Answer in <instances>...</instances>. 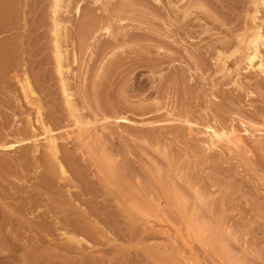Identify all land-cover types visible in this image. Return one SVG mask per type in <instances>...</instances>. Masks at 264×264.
Instances as JSON below:
<instances>
[{"label": "rangeland", "instance_id": "obj_1", "mask_svg": "<svg viewBox=\"0 0 264 264\" xmlns=\"http://www.w3.org/2000/svg\"><path fill=\"white\" fill-rule=\"evenodd\" d=\"M52 1L15 0L13 15L26 12V23L22 14L16 16L21 19H13L15 27L2 32L0 39L8 35L16 44L23 40L27 71L44 102V118L65 132L72 129L73 118L63 108L53 65H45L52 55ZM256 1L75 0L81 12L73 6L66 13L72 36L66 43L71 52L77 46L79 50L78 64L68 76L73 89L80 81L75 91L81 112L87 113L85 118L124 112L140 122L126 126L125 121H113L103 128L98 121L102 129L96 126L85 145L73 134L68 141L74 156L68 166L72 181H62L56 173L48 176L44 146L39 153L27 150L29 157L20 147L0 150V226L5 231L0 233V264H195L188 260L191 252L190 259L194 255L203 264H264V141L247 138L252 152L246 154L226 146L208 148L203 133L206 123L232 122L241 128L242 117L264 120V74L249 69L242 42L257 24L264 29V4L255 13ZM106 24L111 35L99 29ZM90 30H96L99 39ZM37 37L40 55L30 57ZM35 57H43L44 64L34 69ZM18 77L0 84V132L12 140L19 129H32L29 112L37 123L35 106L26 101ZM172 111L198 122L195 130L181 121L146 125L176 116ZM102 151L115 162L107 165ZM135 206L144 209L143 215ZM69 234L86 240L71 241ZM181 236L190 241L189 249Z\"/></svg>", "mask_w": 264, "mask_h": 264}, {"label": "bare ground", "instance_id": "obj_2", "mask_svg": "<svg viewBox=\"0 0 264 264\" xmlns=\"http://www.w3.org/2000/svg\"><path fill=\"white\" fill-rule=\"evenodd\" d=\"M14 1L15 0H0V34H2V32H6L7 30H11L12 28H14L15 26H12L13 24V19L17 18L20 16V14H22L24 16L23 13H26V12H22L18 15V13L15 15H13V10L16 9L14 8ZM160 2V0H157ZM17 2H19V0H17ZM21 2V0H20ZM19 2V3H20ZM75 0H53L52 3H51V9L49 10V17H50V20L52 22V55L48 56L47 59L45 60V65L47 66V64H50V66L53 65V69H54V75H55V80H58L59 81V92L61 91V97H63V102L65 103L64 107H66L69 115L71 116V118H73V123H70L71 125L73 124V127L72 129L69 131V130H66L65 132L59 130V129H55L54 127L56 126H52L50 122H48L46 118H44V110H45V107H44V102L43 100L41 99V95L38 93V90L36 88L35 85L37 84H34L33 81H32V78L30 75H33L30 73H28V69L30 70V68L27 69V60H26V56L27 54L25 55V53H27V51L24 49L25 46H23V40L20 39L18 44L17 41L15 43L14 39L12 38H7L6 36V39H0V84H8L10 83L11 79L12 78H16L18 77L19 74H22V76L18 77V80L21 84V88H22V91L24 93V97L26 99V101L28 103H30V105H34L35 106V110H36V113L37 115H35L36 117V123L37 125L40 126L41 128V132L37 133L36 132V124H34L32 122V119L34 117H31V114L28 113L29 116V124H30V129L32 127L31 130L27 129V128H23V129H19L18 131V134L15 135V138L12 140L10 139L9 137V134H2L0 132V150H11V149H16V148H23L24 151L23 153H21L23 156H28V151L29 153L30 152H33V153H36V152H40L41 149H43L42 147L44 146V150H42L41 152L43 153V160L45 163L44 165V169L46 168V172L48 174V176L50 178H52V176L56 174H58V177H60L61 179H63L62 181L64 180H68L70 179L71 180V176H70V173L68 170V166L70 165H73L74 163V159L73 157L74 156H71L70 155V151H69V139L72 137L79 140L80 142H83V144L86 142L85 140L87 138H89L92 134H93V130L94 128L96 129V126H97V123L99 121V124L102 122V127L104 128H107V124L109 125V123L113 122H119V121H125L127 122L128 124H126V126H131L130 123H135L136 124V121L133 120L132 118H130L127 114H124V112L122 114H115V115H105L103 114V117L99 118V114H97L99 117L98 118H93L89 117L88 118H85L84 117V114L81 112V106L79 107L78 105V101H77V96L78 94L76 93L77 91H75V88L78 87L77 84H79V82L76 84V87L73 89L72 87V84L71 83L72 81L70 80L71 79V76L69 77L68 76V73L70 74V71L74 68L73 65H77L78 64V61H79V50H78V46L73 49L72 48V52H71V47L69 45H67L66 42H68L71 38H70V34H69V31H68V20L66 21V13L67 15H69L68 13H70L72 11V8H73V4H74ZM28 3V1L26 2ZM23 4V3H21ZM256 4H257V7H256V10H255V13L256 12H259V5L260 4H264V0H257L256 1ZM200 5V4H198ZM205 6V5H204ZM21 7V6H20ZM18 7V8H20ZM74 9H75V12L77 13H80L81 12V6L79 5V3H75V6H74ZM189 9V8H188ZM18 10V9H17ZM23 10V9H22ZM21 10V11H22ZM74 11V10H73ZM187 11V10H186ZM185 11V12H186ZM32 12V11H31ZM46 15V13H44ZM185 16L187 13H184ZM35 15V14H34ZM15 16V17H14ZM22 16V17H23ZM42 16V15H41ZM44 16V15H43ZM90 16V15H89ZM89 16H87L89 18ZM93 15H91L92 17ZM28 17V16H27ZM26 17V18H27ZM46 17V16H45ZM259 17V16H258ZM16 18V19H17ZM25 16L22 18L23 21H25L26 23V20H24ZM25 18V19H26ZM69 18V17H68ZM254 18H256V15H254ZM21 19V18H20ZM20 19H17V20H20ZM40 19V18H39ZM44 20H46L45 18H42ZM41 19V21H42ZM21 20V21H22ZM22 21V22H23ZM40 21V20H38ZM41 21L39 22L40 23V26H41ZM86 22L89 23V20ZM15 23V22H14ZM17 23V22H16ZM23 23V24H25ZM38 23V22H37ZM43 23V22H42ZM92 23V22H91ZM107 23V22H106ZM260 23V22H259ZM22 24V23H20ZM28 24V23H27ZM33 24H34V21H33ZM36 24V22H35ZM45 24V23H44ZM86 24V23H85ZM90 24V23H89ZM93 24V23H92ZM110 24V23H109ZM106 24L103 26V28H99V29H104V31L108 34V35H111L113 30L111 28V24ZM15 25V24H13ZM31 25V24H30ZM255 25V24H254ZM20 26V25H19ZM23 25H21L20 27H22ZM26 25H24L25 27ZM33 26V25H32ZM31 26V27H32ZM39 26V27H40ZM85 26V25H84ZM90 26V25H89ZM92 26V25H91ZM95 26V25H94ZM101 26V25H100ZM262 25L261 24H257L253 29V32L252 34L249 33L247 34V36H250L249 39L245 38V40H243L242 42H246V48L247 50L245 51L246 54H245V59H246V63L249 67V69H253V70H256L258 73L257 74H264V53L262 52V49H261V46L263 47V44H264V33H262L261 31V27ZM18 27V26H17ZM16 27V28H17ZM36 27L39 28L36 24ZM15 28V29H16ZM23 28V27H22ZM21 28V29H22ZM84 28V27H83ZM88 28V27H87ZM86 28V29H87ZM90 28V27H89ZM29 29V28H28ZM31 29V28H30ZM96 29V28H95ZM97 29V31L99 30ZM114 29V28H113ZM13 30V29H12ZM19 29H17L18 31ZM89 30V29H88ZM8 31V32H9ZM23 31V30H21ZM28 31V30H27ZM87 31V30H86ZM26 32V30H25ZM91 35H94V34H97L96 30H94L92 32V30L89 31ZM96 32V33H94ZM11 33V32H10ZM99 33V32H98ZM104 33V35L106 34ZM114 33V32H113ZM248 33V32H247ZM6 34V33H5ZM15 34H18V33H15ZM24 34V33H23ZM26 34V33H25ZM84 34V33H83ZM103 33H101L100 35L102 36ZM89 35V34H88ZM19 36L21 37L20 35V32H19ZM24 36V35H23ZM81 36V35H80ZM100 36V37H101ZM72 37V36H71ZM95 38H98V36L96 37L94 35ZM109 37V36H108ZM111 37V36H110ZM246 37V36H245ZM2 38V37H0ZM23 38V37H21ZM34 38V37H33ZM38 40L36 41V44L31 48L29 49V54H30V57L31 55H35L37 56L40 52H37L38 49H39V44L37 45L38 42H41L40 41V38L37 37ZM23 39H26L25 37ZM30 39V38H29ZM29 39H26L25 41L28 40V42L30 41ZM76 39V38H75ZM99 39V38H98ZM16 40V39H15ZM32 40V39H31ZM24 41V42H25ZM115 41V40H114ZM124 41V40H123ZM70 42V41H69ZM91 42V41H90ZM116 42V41H115ZM114 42V43H115ZM29 43H33V42H29ZM94 43V42H93ZM110 43V41H109ZM76 44V42H75ZM107 44V43H106ZM113 44V43H112ZM111 44V45H112ZM116 44V43H115ZM123 44V43H122ZM242 44V43H241ZM120 45V44H119ZM244 45V44H243ZM69 46V47H68ZM74 46V45H73ZM94 45H92L93 47ZM104 46V45H103ZM114 46V45H113ZM117 46V45H116ZM121 46V45H120ZM81 47V46H80ZM79 47V48H80ZM106 47H110V46H107ZM105 47V48H106ZM115 47V46H114ZM113 47V48H114ZM122 47V46H121ZM41 48V47H40ZM46 48V47H44ZM28 49V47H27ZM98 49V48H97ZM101 49V48H100ZM264 49V48H263ZM40 50V49H39ZM43 50V48H42ZM96 50V49H95ZM241 50V49H240ZM94 51V50H93ZM104 50L101 51V53L103 52ZM106 51H107V48H106ZM43 52V51H42ZM46 52V50H45ZM49 52V51H48ZM95 52V51H94ZM99 52V51H98ZM114 52V51H112ZM35 53H38V54H35ZM222 53V51H221ZM243 53V52H242ZM28 54V55H29ZM49 54V53H48ZM98 54V53H97ZM105 54V51L104 53H102L101 55ZM225 54V53H224ZM223 54V55H224ZM40 55V54H39ZM43 55V54H41ZM226 55V54H225ZM104 56V55H103ZM235 56V55H234ZM29 57V58H30ZM99 57V56H98ZM105 57V56H104ZM103 57V59H104ZM43 58V57H42ZM40 59L38 57H35L32 59L33 61V67L35 69V66L36 65H41L44 64L43 62V59ZM85 60V59H84ZM219 60V59H218ZM222 60V59H221ZM87 61V60H86ZM227 60L225 59L224 60V63H227L226 62ZM223 63V65H224ZM222 65V64H221ZM227 65V64H225ZM224 65V66H225ZM32 66V65H31ZM49 66V65H48ZM230 67V66H229ZM226 69L228 67H225ZM22 69V72L19 73ZM45 69V67H44ZM50 69V68H49ZM20 70V71H19ZM39 70V69H38ZM41 70V69H40ZM52 71V70H51ZM232 71V70H231ZM226 73V72H225ZM240 73V72H239ZM37 74V73H36ZM39 75V74H38ZM74 75V74H73ZM84 75V74H83ZM51 76L53 77V75L51 74ZM76 76H77V73H76ZM75 76V77H76ZM41 77V76H40ZM45 77V76H44ZM54 78V77H53ZM238 78V77H237ZM34 79V77H33ZM37 78H36V83H37ZM54 80V79H53ZM75 80V79H74ZM239 80V79H238ZM35 82V81H34ZM58 83V82H57ZM236 83V82H235ZM83 84V83H82ZM238 84V83H237ZM241 84V83H240ZM74 85V84H73ZM81 85V84H80ZM10 86V85H9ZM58 86V85H57ZM240 86V85H239ZM242 86V85H241ZM11 87V86H10ZM80 87V86H79ZM15 88V87H14ZM77 89V88H76ZM10 89H8L9 91ZM51 92V91H50ZM82 92V91H80ZM79 93V92H78ZM2 94V93H1ZM54 94V93H53ZM77 94V96H76ZM57 95V94H56ZM59 95V94H58ZM52 97V96H51ZM83 97V96H82ZM9 100V99H8ZM53 100V98H52ZM81 100V99H80ZM4 101V100H3ZM10 101V100H9ZM59 102V101H58ZM5 103V102H4ZM59 104V103H58ZM61 104V102H60ZM63 104V103H62ZM54 105V104H53ZM52 105V106H53ZM57 105V103H56ZM1 106V105H0ZM26 106V105H25ZM28 107V106H26ZM58 107V106H56ZM31 108V106H30ZM62 108V109H63ZM21 109V108H20ZM25 109V108H23ZM27 110V109H26ZM29 110V108H28ZM65 110V109H64ZM57 111V110H56ZM26 112V111H25ZM28 112V111H27ZM122 112V111H121ZM175 112V111H174ZM172 111V113H174ZM235 112V111H233ZM96 113V112H95ZM120 113V112H119ZM176 113V112H175ZM174 113V114H175ZM238 113V112H236ZM241 113V112H240ZM261 113V112H260ZM263 113V112H262ZM87 114V113H86ZM85 114V115H86ZM6 115V114H5ZM56 115V114H55ZM171 115V112L169 114V116ZM176 116H171L169 117L168 119H162V120H152V121H149L146 123V125H163V124H166V123H174L176 121H181L184 123H186L185 125L187 126L188 125V128L189 130H192L193 129L195 130L194 128V125L198 124V122L194 121L193 119H189L188 117H185L184 118L182 117H178L180 114H175ZM244 115V114H242ZM59 116V115H58ZM67 116V115H66ZM241 116V114H240ZM164 117V116H163ZM248 117V116H247ZM261 117V116H260ZM58 118V117H57ZM235 118V117H234ZM237 118V117H236ZM235 118V119H236ZM5 119V118H4ZM7 119V118H6ZM9 119V118H8ZM61 119V117H60ZM258 119V118H257ZM260 119V118H259ZM53 120V119H52ZM63 120V119H62ZM71 120V119H70ZM102 120V121H101ZM226 120V119H224ZM239 120V119H238ZM256 120V119H255ZM7 121V120H5ZM69 121V120H68ZM101 121V122H100ZM219 121V120H218ZM227 121V120H226ZM12 122V121H11ZM52 122V121H51ZM58 122V121H57ZM62 122V121H61ZM104 122V123H103ZM137 122H140V121H137ZM144 122V121H142ZM146 122V121H145ZM180 122V123H181ZM225 122V121H224ZM240 122L241 124L243 125V127L241 126V128H239V124L237 126H235L232 122L231 124H212V123H206V125L204 126V129L202 128L203 125H201L202 129H203V133L207 135V146L208 148H222V146H226L228 149L232 150V149H237L238 151L241 150L243 152H245L246 154L247 153H251V149L248 145V143L246 142L247 138H254V139H260V141H264V120L262 122H254L248 118H240ZM1 123V122H0ZM10 123V122H9ZM107 123V124H106ZM110 123V124H111ZM116 123V124H117ZM178 123V122H177ZM8 124V123H6ZM54 124V123H53ZM56 124V123H55ZM54 124V125H55ZM119 124V123H118ZM138 124V123H137ZM201 124V123H199ZM23 125V124H22ZM57 125V124H56ZM60 125V123L58 124ZM140 125V124H138ZM141 125H144L145 124H141ZM167 125V124H166ZM182 125V124H181ZM3 126L5 127V124H3ZM10 126V124L8 125ZM20 126V125H19ZM24 126H25V123H24ZM27 126V125H26ZM61 126V125H60ZM143 126V127H144ZM165 126V125H163ZM3 127V128H4ZM38 127V126H37ZM59 127V126H58ZM65 127V126H64ZM67 127V126H66ZM97 127H100V126H97ZM102 127H100L102 129ZM134 127V126H133ZM136 127V126H135ZM155 127V126H154ZM198 127V126H197ZM200 127V126H199ZM20 128V127H19ZM29 128V127H28ZM61 128V127H60ZM71 128V127H70ZM100 128L98 130H100ZM146 128V127H145ZM158 128V127H157ZM164 128V127H163ZM67 129V128H66ZM135 129V128H134ZM38 130V129H37ZM65 130V128L63 129ZM60 132H63V133H59ZM104 131V130H102ZM105 132V131H104ZM190 132V131H189ZM95 133V132H94ZM98 133V131H97ZM200 133V132H199ZM100 134V133H99ZM97 135V134H96ZM95 135V136H96ZM205 135V136H206ZM99 139L101 136H98ZM94 138V137H93ZM73 139V138H71ZM262 139V140H261ZM63 140H65L63 142ZM77 140L74 142H77ZM91 140V139H90ZM73 141V140H72ZM78 141V142H79ZM205 141V140H204ZM262 141V142H263ZM70 142V141H69ZM91 142V141H90ZM89 142V143H90ZM99 142V141H97ZM101 142V141H100ZM72 143V142H71ZM205 143V142H204ZM264 143V142H263ZM262 143V145H263ZM75 144V143H74ZM73 144V145H74ZM78 144V143H77ZM86 144V143H85ZM84 144V145H85ZM101 145V144H100ZM42 146V147H41ZM91 146H88L87 145V150H91L90 149ZM29 148V149H28ZM77 148V147H76ZM80 148V147H79ZM227 148H225L227 150ZM72 149V148H71ZM78 149V148H77ZM28 150V151H27ZM82 150V148H81ZM80 150V151H81ZM97 150V149H96ZM206 150V149H205ZM78 151V152H80ZM107 151V150H106ZM111 151V150H110ZM83 151H81L82 153ZM108 152V151H107ZM32 153V154H33ZM37 153V154H38ZM75 153V152H74ZM113 154V153H112ZM21 155V156H22ZM30 155V154H29ZM36 155V154H35ZM113 155H116V154H113ZM250 155V154H249ZM31 156V155H30ZM1 157V156H0ZM29 157V156H28ZM24 158V157H23ZM31 158V157H30ZM78 158V157H77ZM27 159V158H26ZM36 159V158H35ZM99 159V158H98ZM114 159V158H113ZM112 159V157H110L109 154H106L104 151H102V160H104L107 165L111 162H113L114 160ZM1 160V159H0ZM5 160V159H4ZM37 160V159H36ZM41 160V159H40ZM118 161V158L116 159ZM3 161V160H2ZM37 162V161H36ZM100 162V161H99ZM115 162V161H114ZM119 162V161H118ZM1 163V162H0ZM6 163V162H5ZM120 164V163H119ZM101 165V164H100ZM112 165V164H111ZM71 167V166H70ZM73 167V166H72ZM79 167V166H78ZM119 167V165H118ZM114 169V167H112ZM111 168V170H112ZM43 169V168H42ZM76 169V168H74ZM72 170V171H75V170ZM43 172V171H42ZM41 172V173H42ZM40 173V175H41ZM46 175V173H44ZM128 174V173H127ZM56 177V176H55ZM73 177V176H72ZM51 180V179H50ZM56 182V181H55ZM74 182V181H73ZM49 183V182H47ZM65 183V182H64ZM67 183V182H66ZM76 183V182H75ZM53 184H54V181H53ZM63 184V183H62ZM133 185V184H131ZM64 186V185H63ZM66 186V185H65ZM75 186V185H73ZM62 189V188H61ZM71 189V188H70ZM64 191V190H63ZM66 191V190H65ZM68 191V190H67ZM71 191V190H70ZM79 192V191H78ZM142 192V191H141ZM61 193V192H60ZM70 193V192H69ZM73 193V192H72ZM177 193V192H176ZM62 194V193H61ZM68 194V193H67ZM42 195V194H41ZM143 195V194H142ZM180 194H178L179 196ZM181 196V195H180ZM107 198V197H106ZM182 198V197H181ZM185 198V197H184ZM34 199V198H32ZM42 199V198H41ZM67 199V198H66ZM71 199V198H70ZM35 200V199H34ZM49 200V199H48ZM32 201V200H31ZM38 201V200H37ZM44 201V200H43ZM70 201V200H69ZM33 202V201H32ZM39 202V201H38ZM131 202V201H130ZM129 202V203H130ZM185 202V201H184ZM29 204H31L30 202H28ZM27 203V204H28ZM132 203V202H131ZM187 203V202H186ZM1 204V203H0ZM3 204V203H2ZM1 204V205H2ZM41 204V203H40ZM75 204V203H74ZM82 204V203H81ZM137 204V203H136ZM24 205V204H21V206ZM36 205V204H35ZM80 205V204H79ZM128 205V204H127ZM132 204H130L131 206ZM141 206V205H139ZM4 207V206H2ZM1 207V208H2ZM13 207V206H12ZM10 207L12 210L14 208ZM20 207V206H19ZM30 207V206H29ZM32 207V206H31ZM60 207V206H59ZM77 207V206H76ZM82 207V206H81ZM137 207V206H135ZM18 208V206H17ZM35 208V207H34ZM47 208V207H46ZM56 208H58L56 206ZM133 208V207H132ZM3 209V214L5 213L4 212V208ZM1 209V210H2ZM9 209V208H8ZM16 209V208H15ZM14 209V210H15ZM22 207H20V209H16L17 211L18 210H21ZM38 209L40 210V208L38 207ZM48 209V208H47ZM134 210H136L135 208H133ZM196 209V208H195ZM15 210V211H16ZM139 210V211H138ZM16 211V212H17ZM25 211V210H24ZM38 211V210H37ZM138 213L140 212H144V209L142 208H139L137 207V210H136ZM22 212V211H21ZM42 212V211H41ZM51 212V211H50ZM147 212V211H146ZM18 213V212H17ZM40 213V211H39ZM38 213V214H39ZM150 213V212H149ZM148 213V215H149ZM14 214V213H12ZM37 214V213H36ZM55 214V213H54ZM84 214V213H83ZM90 214V213H89ZM142 214V213H141ZM145 214V213H144ZM6 215V214H5ZM19 215V214H18ZM59 215V214H58ZM143 215V214H142ZM153 215V214H152ZM46 216V214H45ZM84 216V215H83ZM150 216H151V213H150ZM154 216V215H153ZM160 216V214H159ZM58 217V216H57ZM145 217V216H144ZM86 218V217H85ZM90 218V217H89ZM147 218V217H146ZM160 218H162L160 216ZM152 219V218H151ZM155 219V218H154ZM150 221V219H148ZM153 221V220H152ZM151 221V222H152ZM157 221V220H156ZM46 222V221H45ZM44 222V223H45ZM58 222V220H57ZM148 222V221H147ZM154 222V221H153ZM160 222V221H159ZM202 222V221H201ZM4 223V222H3ZM158 223V221H157ZM156 223V225H157ZM166 223V222H165ZM199 223V222H198ZM46 224V223H45ZM48 224V222H47ZM58 224V223H56ZM153 224V223H152ZM192 224V223H191ZM1 225V223H0ZM40 225V224H39ZM2 226V225H1ZM0 226V233H4L5 235V231L2 230L3 227ZM4 226V225H3ZM41 226H44L41 225ZM40 226V227H41ZM48 226V225H46ZM158 226V225H157ZM161 226V224H160ZM159 226V227H160ZM163 226V227H162ZM161 227L163 228L164 230V225H162ZM56 227V226H55ZM91 227V226H90ZM166 227V226H165ZM44 227H42L43 229ZM46 228V227H45ZM50 228V227H49ZM71 228V227H70ZM92 228V227H91ZM98 228V227H97ZM100 228V227H99ZM102 228V227H101ZM100 228V229H101ZM160 228V230L162 229ZM167 228V227H166ZM95 229V228H94ZM93 229V230H94ZM91 230V229H90ZM167 230V229H166ZM178 230V229H177ZM180 230V229H179ZM204 230H205V227H203V224H202V227H200V235L201 237L203 238V233H204ZM4 231V232H3ZM95 231V230H94ZM189 231V230H188ZM187 231V232H188ZM207 231V230H206ZM44 232V231H43ZM64 232V231H63ZM167 232V231H166ZM175 232V231H174ZM196 232V230H195ZM97 233V232H96ZM95 233V234H96ZM170 233V232H169ZM179 233V231H178ZM177 233V234H178ZM63 234V233H62ZM65 234L66 231H65ZM181 234V233H180ZM194 234V233H193ZM205 234V233H204ZM78 235V234H77ZM92 235V234H91ZM174 235V234H173ZM183 235V234H182ZM196 235H198V233H196ZM3 236V235H2ZM188 236V235H187ZM4 237V236H3ZM2 237V238H3ZM69 239H71V241H75V242H78V243H81L80 241L81 240H86V238L82 237L80 238L79 236H75V235H68L67 236ZM182 237V240L185 241V243L189 246H187L186 248L190 247L191 244L190 241L188 242V240L185 238V236H181ZM191 237V235H190ZM189 237V238H190ZM93 238V237H92ZM174 240V239H173ZM190 240V239H189ZM88 241V240H87ZM89 242V241H88ZM74 243V242H73ZM77 243V244H78ZM81 248V247H80ZM189 249V248H188ZM180 250V249H179ZM183 251V250H182ZM188 251V250H187ZM192 250H190L191 252ZM193 252H191V255H192ZM189 255V259L188 260H192L195 264H203L201 261H199L198 259L195 258V256L193 255L190 259V256ZM187 258V257H186ZM185 258V259H186ZM91 260V258H89ZM93 262V261H92ZM96 262V261H95ZM93 264V263H91Z\"/></svg>", "mask_w": 264, "mask_h": 264}]
</instances>
